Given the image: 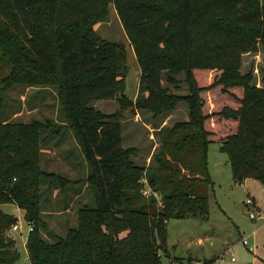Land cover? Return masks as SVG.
Here are the masks:
<instances>
[{
    "label": "trees",
    "instance_id": "1",
    "mask_svg": "<svg viewBox=\"0 0 264 264\" xmlns=\"http://www.w3.org/2000/svg\"><path fill=\"white\" fill-rule=\"evenodd\" d=\"M110 4L140 68L134 100L124 93L125 46L94 29ZM262 51L261 0H0V70L8 68L0 82L54 88L63 118L0 122V204L24 210L30 264H162L165 221L208 217L210 143L226 154L235 184H264V66L260 76L258 61L241 70L246 57ZM181 84L186 94L171 91ZM98 99H118L122 110L154 118L182 102L188 120L158 127V152L152 164L139 165L136 148L121 145V118L96 110L91 103ZM63 123L89 169L93 205L83 204L76 226L49 242L42 193L77 181L41 169L37 144L61 136ZM16 220L0 210V264L20 257L8 234Z\"/></svg>",
    "mask_w": 264,
    "mask_h": 264
},
{
    "label": "rangeland",
    "instance_id": "2",
    "mask_svg": "<svg viewBox=\"0 0 264 264\" xmlns=\"http://www.w3.org/2000/svg\"><path fill=\"white\" fill-rule=\"evenodd\" d=\"M94 29L103 38L125 46L127 70L124 93L132 99L137 92L140 68L113 5L108 6L107 19L95 23ZM261 56H264V51L256 58L251 55L246 57L242 63V72L249 67L254 69L255 61H258L257 75L260 76V68L264 66L260 65ZM7 72V65L2 66L0 78ZM256 77L253 74L254 80ZM162 84L168 86L165 81ZM171 91L187 93L184 84L180 85L179 90ZM91 105L101 114L121 118V145L135 147L133 161L145 166L152 164V156L158 152V127H170L178 121L188 120L187 106L182 102L171 112L155 118L146 110H122L118 99H98ZM46 119L54 123L63 120L54 88L29 84L7 88L0 82L2 125L29 124ZM59 129L61 136L49 137L45 143L37 144V164L47 172L64 175L77 182L69 185L65 191L53 187L45 189L41 185L45 189L41 200L42 218L47 224V232H43L42 236L49 242L54 241L52 234L65 235L69 227L76 226L77 212L83 204L93 205L92 192L86 185L89 169L79 144L66 123ZM218 147V143H210L208 146V170L214 181L209 191L208 217L206 220L186 218L165 221L167 249H180L184 253L182 255H188L187 258H179L182 261L189 259L200 262L206 257H217L213 264H264V184L253 178L245 179L242 184H235L231 179L226 154L220 152ZM223 161L227 162V166ZM141 183L144 186L142 194L148 195L151 190L146 180L142 179ZM154 195L160 204L158 194ZM247 198L251 199V204L246 203ZM0 210L19 217L18 230H8V234L16 240L15 247L20 254L15 264H30L25 244L31 225L25 221L24 210L11 203L0 204ZM248 212H253L255 219L249 218ZM242 239L247 244L244 245ZM231 255L235 258L234 261L230 260ZM166 257L168 253L162 254L163 264H168ZM173 261L171 258L169 263Z\"/></svg>",
    "mask_w": 264,
    "mask_h": 264
},
{
    "label": "built area",
    "instance_id": "3",
    "mask_svg": "<svg viewBox=\"0 0 264 264\" xmlns=\"http://www.w3.org/2000/svg\"><path fill=\"white\" fill-rule=\"evenodd\" d=\"M246 203L247 204H251L252 203L251 199L247 198ZM247 215L251 219H255V217H256V215L253 212H248ZM18 223H19V217H17L16 222L11 226L12 230H18ZM30 230H31V227L28 228V231H30ZM242 243L245 245V244H247V241L245 239H242ZM234 259L235 258L231 255L230 260L234 261ZM168 264H200V262H198V261H191V262H187V261H173V262L168 263Z\"/></svg>",
    "mask_w": 264,
    "mask_h": 264
},
{
    "label": "crops",
    "instance_id": "4",
    "mask_svg": "<svg viewBox=\"0 0 264 264\" xmlns=\"http://www.w3.org/2000/svg\"><path fill=\"white\" fill-rule=\"evenodd\" d=\"M262 1V0H261ZM139 72H140V70H139ZM137 89H138V86H137ZM136 94H137V92H136ZM136 94L133 96V98H132V100H134L135 99V97H136ZM178 106H180V105H178ZM163 125H160L159 127H162ZM210 145V144H209ZM208 145V146H209ZM218 150H219V147H218ZM207 157H208V152H207ZM227 157V156H226ZM207 162H208V158H207ZM224 163L226 162V161H223ZM226 164V166H227V162L225 163ZM230 166V165H229ZM209 171V170H208ZM209 175H210V173H209ZM212 180V179H211ZM243 182H245V180L243 181ZM242 182V183H243ZM212 183H213V185H214V181H212ZM241 183V184H242ZM14 239V238H13ZM15 240V239H14ZM15 242H16V240H15ZM167 253H168V257H166V261H167V263H169V260L171 259V258H173V259H175V258H183L182 256H188V255H182V254H184V253H181V251H180V249H178V250H172V249H170V251H168L167 250ZM187 258V257H186ZM211 258V257H210ZM212 258H214V257H212ZM169 259V260H168ZM204 259H209V257H206V258H204ZM186 261V260H185ZM192 261H197V260H192ZM199 262V261H198ZM163 264V263H162Z\"/></svg>",
    "mask_w": 264,
    "mask_h": 264
}]
</instances>
